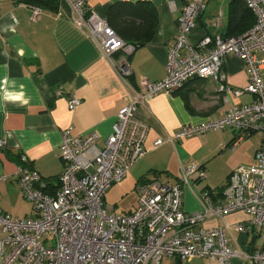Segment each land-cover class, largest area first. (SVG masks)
Instances as JSON below:
<instances>
[{
    "label": "built area",
    "instance_id": "1",
    "mask_svg": "<svg viewBox=\"0 0 264 264\" xmlns=\"http://www.w3.org/2000/svg\"><path fill=\"white\" fill-rule=\"evenodd\" d=\"M66 1L75 12L74 24L95 40L125 81L131 74L128 57L135 47L116 33L106 17L92 10L88 0ZM208 1L189 0L183 6L163 78H142L139 88L126 80L128 101L118 110L108 136L101 138L93 130L76 134L70 126L61 130L58 154L63 170L55 192L46 191V181L20 156L14 176L34 215L18 217L0 211V264H159L164 256L204 257L215 264H232L233 258H239L264 264V0H242L255 17L244 32L205 35L191 44L188 36ZM30 9L32 20L42 13L39 6ZM227 54L243 60L248 80L241 88H232L221 71ZM192 77L218 80L220 90L234 96L248 92L254 100L230 104L215 119L183 124L165 138H157L154 146L208 131L258 132L261 146L253 161L230 171L218 201L200 192L199 210L182 209V186L191 189L204 178L201 166L190 164L173 184L157 179L138 182L133 210L109 212L103 205L105 192L125 178L144 153L148 126L136 117V108L150 97L174 92ZM76 104L73 97L68 108ZM235 211L245 212L247 219L232 227L243 233L254 231L263 242L251 252L227 242V224L202 226L206 220Z\"/></svg>",
    "mask_w": 264,
    "mask_h": 264
},
{
    "label": "crops",
    "instance_id": "2",
    "mask_svg": "<svg viewBox=\"0 0 264 264\" xmlns=\"http://www.w3.org/2000/svg\"><path fill=\"white\" fill-rule=\"evenodd\" d=\"M118 1L138 0H88V5L106 17L109 6ZM147 1L155 7L157 22L150 39L135 47L128 57L131 74L126 80L135 88L140 87L142 78L156 81L165 76L167 52L178 29L182 8L189 0ZM30 6L16 0H0V140L3 142L0 211L18 217L34 215L14 176L20 156L24 155L26 164L46 181V191L55 192L63 170L58 154L61 130L70 126L76 134L93 130L101 138L108 136L129 93L126 80L118 75L95 40L74 24L75 12L66 0H58L53 11L43 8L35 20L30 19ZM254 21L253 13L242 0H209L196 18L188 40L195 45L205 35H238ZM221 71L232 88H241L248 80L239 56L225 55ZM261 76L264 81V67ZM6 92L12 95L23 92L28 103L5 100ZM73 97L77 104L69 109L68 101ZM253 100L251 93L234 96L220 90L218 80L202 77L190 78L172 93L146 99L135 111L136 117L148 126L144 153L121 182L133 185L134 189L142 180L157 179L173 184L182 168L198 164L204 178L194 182L191 189L182 186V209L199 210L200 192H208L213 201H218L230 171L253 161L261 146L258 132L223 129L174 142L164 141L158 146L153 142L183 124L215 119L230 104ZM104 198L105 194L103 205ZM136 198L119 213L132 211ZM246 219L245 212L235 211L220 219L206 220L202 226L227 224L230 227L227 242L251 252L263 243L261 238L254 231L243 233L232 227ZM231 263L251 264L239 258H233ZM159 264L215 263L204 257L164 256Z\"/></svg>",
    "mask_w": 264,
    "mask_h": 264
},
{
    "label": "trees",
    "instance_id": "3",
    "mask_svg": "<svg viewBox=\"0 0 264 264\" xmlns=\"http://www.w3.org/2000/svg\"><path fill=\"white\" fill-rule=\"evenodd\" d=\"M16 1L52 11L58 5V0ZM106 20L123 40L137 47L144 45L152 36L157 22V15L154 5L147 0L118 1L109 6Z\"/></svg>",
    "mask_w": 264,
    "mask_h": 264
},
{
    "label": "rangeland",
    "instance_id": "4",
    "mask_svg": "<svg viewBox=\"0 0 264 264\" xmlns=\"http://www.w3.org/2000/svg\"><path fill=\"white\" fill-rule=\"evenodd\" d=\"M122 180H124V178ZM121 181L113 184L108 192L105 193L104 198L105 207L115 212L122 211L124 205L131 203L132 199L136 196V190L134 189V186H129V184L123 183Z\"/></svg>",
    "mask_w": 264,
    "mask_h": 264
},
{
    "label": "clouds",
    "instance_id": "5",
    "mask_svg": "<svg viewBox=\"0 0 264 264\" xmlns=\"http://www.w3.org/2000/svg\"><path fill=\"white\" fill-rule=\"evenodd\" d=\"M4 99L5 100H11V101H20L23 104H27L28 103V100L27 99H24V93L23 92H21L19 94H15V95L8 94L6 92L5 93V96H4Z\"/></svg>",
    "mask_w": 264,
    "mask_h": 264
}]
</instances>
